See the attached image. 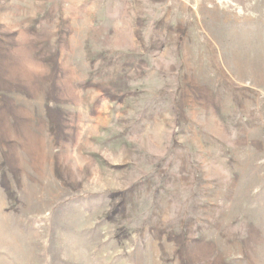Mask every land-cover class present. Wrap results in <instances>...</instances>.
<instances>
[{
    "label": "rangeland",
    "instance_id": "obj_1",
    "mask_svg": "<svg viewBox=\"0 0 264 264\" xmlns=\"http://www.w3.org/2000/svg\"><path fill=\"white\" fill-rule=\"evenodd\" d=\"M0 264H264V0H0Z\"/></svg>",
    "mask_w": 264,
    "mask_h": 264
}]
</instances>
